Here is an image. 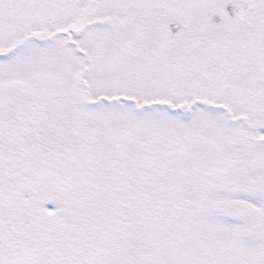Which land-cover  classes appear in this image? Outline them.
<instances>
[{
  "label": "snow or ice",
  "instance_id": "snow-or-ice-1",
  "mask_svg": "<svg viewBox=\"0 0 264 264\" xmlns=\"http://www.w3.org/2000/svg\"><path fill=\"white\" fill-rule=\"evenodd\" d=\"M0 264H264V0H0Z\"/></svg>",
  "mask_w": 264,
  "mask_h": 264
}]
</instances>
